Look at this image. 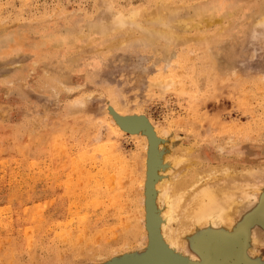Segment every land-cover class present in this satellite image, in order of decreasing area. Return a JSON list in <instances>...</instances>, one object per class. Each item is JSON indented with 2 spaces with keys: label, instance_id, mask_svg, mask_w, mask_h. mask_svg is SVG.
<instances>
[{
  "label": "rangeland",
  "instance_id": "rangeland-1",
  "mask_svg": "<svg viewBox=\"0 0 264 264\" xmlns=\"http://www.w3.org/2000/svg\"><path fill=\"white\" fill-rule=\"evenodd\" d=\"M158 6L180 7L168 17H182V40L143 38L155 23L140 13ZM199 9L218 22L185 28ZM261 11L264 0H0V264H189L152 232L145 132L114 116L143 119L155 146L187 150L194 167L264 179ZM114 15L134 20L114 29ZM256 179L263 190L241 201L237 234L210 235L237 252H206L205 264H264Z\"/></svg>",
  "mask_w": 264,
  "mask_h": 264
},
{
  "label": "bare ground",
  "instance_id": "bare-ground-1",
  "mask_svg": "<svg viewBox=\"0 0 264 264\" xmlns=\"http://www.w3.org/2000/svg\"><path fill=\"white\" fill-rule=\"evenodd\" d=\"M159 7L162 6L155 7L152 10L148 11L142 10V12L140 13L141 17L144 18L146 22L150 21V24L155 23V26L158 25V27H152L151 25L142 26L141 33L145 35L143 38L148 37L152 40L153 38L162 36L166 40H172V42L182 40V36H185V34L178 30L181 25L180 20H182V17H174L173 15H171L172 21H170L168 17L170 13H176L177 11L175 10H179L180 7L172 6L174 8L171 9L169 14H165L164 10ZM214 8L216 7L214 6ZM199 10L196 11V13H198V16H200V13L204 14L203 11ZM260 15V21L263 23L264 12L261 11ZM132 16L119 15L117 17L111 18V24H113L114 26L116 25V27L112 28L116 29L121 27L126 23L127 20L133 21L134 19L132 18ZM215 16L216 15L212 12L208 13V15L200 16L201 19L199 20H195L194 18H192L193 20L189 19L190 24H185L184 27L201 29L202 26H209L213 22H218L217 20H214ZM141 17H139V19H141ZM146 41H148V39ZM170 54L172 55V52ZM114 118H116V122L118 121L117 123H119L118 125H120L121 127L123 125L127 128H133L132 131L143 130L146 134L148 140V152L146 151L145 163L150 162L151 165H153V174L155 179H149L148 181L145 180L146 191L144 195L147 197L146 192L148 191V187L149 189L153 188L155 190L156 207H154L155 211L153 210L154 214L152 215L154 220V223L152 224L154 230H152V232L160 231L159 235L161 236V244L163 246L169 247V249H166L172 252L174 258H176L178 262L186 261L189 264H205L206 262H208L207 257L205 256L206 252L210 253L211 256L214 255L216 257L219 255L231 256L236 253L237 247H235L233 244H212L210 235L212 233H218L217 235L227 238L237 234L236 232L239 225L236 223V220L238 218L235 219V217L239 213L240 208L243 206L241 204V201L245 198H249L255 193H257V195L255 194V199L259 201V197L263 188H261L262 183L260 184L258 182H255V180H257L256 178L259 177V179H262L263 181L264 179L262 178V176H258L257 172H252L254 171V168L252 170V167L251 169L247 168L243 171L240 170L241 167L237 171L230 166L224 165L217 168L213 166L208 168L203 167L204 169L194 167L193 165H195L196 163L195 159H193L191 155L189 156V154H187V150H179L174 153L172 152V155H167V153L163 151V147L161 144L155 146L157 143L158 135L151 131V128L147 124H145L144 121H142L143 119H136V117L132 116L121 117L118 115L116 116V114ZM104 149L102 150L105 151ZM112 177L111 179H113ZM111 181L113 182V180ZM119 183L121 182L119 181ZM112 184L114 185V183ZM145 196L140 200V202H144ZM248 200L249 199H247V201H243V203L246 202L247 204H249L251 200L249 201V203ZM135 227L136 229H139L137 226ZM251 232L253 234L249 235L253 244L255 245H253V247L251 246L252 248L246 247L249 252H251V250L254 249V246H256L260 242L257 237L259 233L257 234V231H253L252 229ZM69 237L72 238V235H70ZM146 251L148 250H145V254ZM153 262H155L154 258H152V260H150L147 264H153Z\"/></svg>",
  "mask_w": 264,
  "mask_h": 264
}]
</instances>
